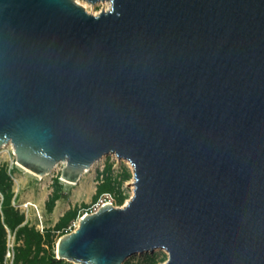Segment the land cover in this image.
Returning a JSON list of instances; mask_svg holds the SVG:
<instances>
[{
	"label": "water",
	"instance_id": "95a60500",
	"mask_svg": "<svg viewBox=\"0 0 264 264\" xmlns=\"http://www.w3.org/2000/svg\"><path fill=\"white\" fill-rule=\"evenodd\" d=\"M107 1L0 0V147L75 183L109 151L134 168L55 259L264 264V0Z\"/></svg>",
	"mask_w": 264,
	"mask_h": 264
},
{
	"label": "rangeland",
	"instance_id": "374dc122",
	"mask_svg": "<svg viewBox=\"0 0 264 264\" xmlns=\"http://www.w3.org/2000/svg\"><path fill=\"white\" fill-rule=\"evenodd\" d=\"M79 2L93 15H99L109 7L108 1L94 4L85 0ZM0 167L7 170L12 181L10 205L24 215L29 226L42 233L47 229L51 230L55 244L62 234L77 228L81 216L96 212L105 200H109L108 198L112 200L114 206L123 207L134 195L133 166L128 160L119 158L114 153H108L95 162L90 169L80 175L76 183H67L61 178L63 163H59L43 177L26 172L18 166L11 145L0 148ZM106 179H110L111 183L104 182ZM56 190L65 197L56 202L52 212H48L45 204ZM121 198L124 202L119 205L118 200ZM69 211L72 212L71 216L76 218L75 221L68 227L57 230L56 225ZM60 215L63 216L60 218ZM6 231L8 241L11 232L8 229ZM13 239L16 246L15 234L11 233V241ZM146 254L154 255L155 264H164L168 260L167 251L158 248L153 252L134 254L126 261L140 264Z\"/></svg>",
	"mask_w": 264,
	"mask_h": 264
},
{
	"label": "trees",
	"instance_id": "16d2710c",
	"mask_svg": "<svg viewBox=\"0 0 264 264\" xmlns=\"http://www.w3.org/2000/svg\"><path fill=\"white\" fill-rule=\"evenodd\" d=\"M104 182L111 183L110 179ZM11 178L4 167H0V264H4L7 248V229L15 234V258L13 264H73L65 260L55 259V243L51 230L40 232L25 222V217L16 208L10 205ZM65 196L55 191L45 204L48 212H52L56 202ZM124 199H119L118 204H123ZM72 212H67L56 225V229L68 227L75 217ZM63 235V234H62ZM61 235V236H62ZM123 264H131L125 261ZM140 264H155L154 255L146 254Z\"/></svg>",
	"mask_w": 264,
	"mask_h": 264
},
{
	"label": "built area",
	"instance_id": "2783aa9c",
	"mask_svg": "<svg viewBox=\"0 0 264 264\" xmlns=\"http://www.w3.org/2000/svg\"><path fill=\"white\" fill-rule=\"evenodd\" d=\"M109 200H105V202L102 203H112V200L108 198ZM8 241H7V248H6V253H5V260L4 264H13L14 263V258H15V244H14V239L11 241V233L8 235Z\"/></svg>",
	"mask_w": 264,
	"mask_h": 264
},
{
	"label": "bare ground",
	"instance_id": "6f19581e",
	"mask_svg": "<svg viewBox=\"0 0 264 264\" xmlns=\"http://www.w3.org/2000/svg\"><path fill=\"white\" fill-rule=\"evenodd\" d=\"M86 1V0H85ZM107 1V0H106ZM88 2V1H87ZM98 2H102V1H97V2H95V3H98ZM109 2V1H108ZM78 3L80 4V2H79V0H78ZM90 3V2H89ZM91 4H94V3H91ZM109 6H110V3H109ZM84 7V6H83ZM7 145H11L12 146V143L11 142H8L7 144H4V145H2L1 147H4V146H7ZM0 147V148H1ZM12 148H13V146H12ZM14 149V148H13ZM108 153H114L117 157H118V155L116 154V152H112V151H109V152H107V153H104V154H102L101 156H99L95 161H94V163L95 162H97L99 159H101L104 155H106V154H108ZM120 158V157H119ZM122 159H125V158H122ZM127 160V159H126ZM130 162V161H129ZM59 163H63L64 165H66V161L65 160H61V161H59V162H57L55 165H54V167L53 168H55V166H57ZM93 163V164H94ZM92 164V165H93ZM132 165V164H131ZM18 166L20 167V168H22L23 170H25L26 172H28V173H31V174H33V175H36V176H38V177H43V176H39V175H37L36 173H34V172H32V171H30V170H28V169H26L25 167H23L20 163H18ZM53 168H52V170H53ZM134 169V168H133ZM51 170V171H52ZM50 171V172H51ZM47 175V174H46ZM46 175H44V176H46ZM63 180H65V179H63ZM67 183H72L71 181L69 182V181H67V180H65ZM107 203H105V204H103V205H106ZM102 206V205H101ZM78 226H79V222H78ZM77 226V227H78Z\"/></svg>",
	"mask_w": 264,
	"mask_h": 264
},
{
	"label": "crops",
	"instance_id": "0c3cea01",
	"mask_svg": "<svg viewBox=\"0 0 264 264\" xmlns=\"http://www.w3.org/2000/svg\"><path fill=\"white\" fill-rule=\"evenodd\" d=\"M63 215H60L59 217L61 218Z\"/></svg>",
	"mask_w": 264,
	"mask_h": 264
}]
</instances>
